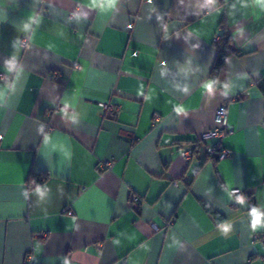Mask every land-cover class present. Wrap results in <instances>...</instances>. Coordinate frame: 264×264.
Masks as SVG:
<instances>
[{"label":"crops","instance_id":"crops-1","mask_svg":"<svg viewBox=\"0 0 264 264\" xmlns=\"http://www.w3.org/2000/svg\"><path fill=\"white\" fill-rule=\"evenodd\" d=\"M88 2L0 0V264H264V10ZM223 28L238 54L213 81Z\"/></svg>","mask_w":264,"mask_h":264},{"label":"built area","instance_id":"built-area-1","mask_svg":"<svg viewBox=\"0 0 264 264\" xmlns=\"http://www.w3.org/2000/svg\"><path fill=\"white\" fill-rule=\"evenodd\" d=\"M55 79H58V76H55ZM101 111L107 115V116H113L116 109L111 104L107 103H99L98 104ZM155 119L157 120L158 117L155 116ZM215 122L217 124V128L207 131L204 134H202L199 137V142L203 146V152L207 159L210 160H224L226 158H229L231 155V151L224 148L221 144V140L227 136L231 135L233 133V129H231L228 126L227 121V106L226 102L218 106V108L215 111ZM198 147L196 145H193L185 150L182 151V159L185 162H189L193 156L197 153ZM112 163L110 161H106L103 164H101L102 169H110ZM233 195L238 196L239 191L234 190L231 192ZM132 201L134 203H137L138 200L136 198H132Z\"/></svg>","mask_w":264,"mask_h":264},{"label":"trees","instance_id":"trees-1","mask_svg":"<svg viewBox=\"0 0 264 264\" xmlns=\"http://www.w3.org/2000/svg\"><path fill=\"white\" fill-rule=\"evenodd\" d=\"M214 48L216 50V57L210 71V78L216 81L219 79L226 61L230 57L238 54L233 43L232 35L228 32L227 28L221 30L217 41L214 43Z\"/></svg>","mask_w":264,"mask_h":264},{"label":"clouds","instance_id":"clouds-1","mask_svg":"<svg viewBox=\"0 0 264 264\" xmlns=\"http://www.w3.org/2000/svg\"><path fill=\"white\" fill-rule=\"evenodd\" d=\"M208 3L214 2V0H207ZM254 2L259 5V7L264 10V0H254ZM117 3V0H89L88 7L90 8H96L101 7L102 9H109L115 7ZM9 71H11V67H9ZM212 84L211 82L209 84H206L204 86L205 89L211 90ZM225 89L227 90V85H225ZM180 109H178L179 111ZM49 139L48 136H45V141ZM37 192L40 193L41 196L44 195V193L37 188ZM242 202V201H241ZM250 215L252 216L251 226L253 230L256 229V227L261 223L262 215L256 208L251 209ZM220 227L223 229V231L226 233L230 229V225L225 223L220 225Z\"/></svg>","mask_w":264,"mask_h":264}]
</instances>
